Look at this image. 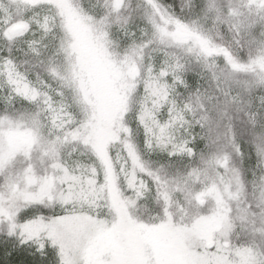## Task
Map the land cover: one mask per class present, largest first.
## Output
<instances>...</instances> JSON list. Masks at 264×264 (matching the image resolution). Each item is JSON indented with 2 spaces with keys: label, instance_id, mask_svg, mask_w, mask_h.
<instances>
[{
  "label": "snow or ice",
  "instance_id": "6c2138e0",
  "mask_svg": "<svg viewBox=\"0 0 264 264\" xmlns=\"http://www.w3.org/2000/svg\"><path fill=\"white\" fill-rule=\"evenodd\" d=\"M193 62L225 106L240 102L241 75L248 92L264 87V0H203L191 18L164 0H103L101 14L0 0V226L16 242L5 264H264V175L250 187L234 165L235 134L204 103L219 97L180 99ZM253 149L264 168V136Z\"/></svg>",
  "mask_w": 264,
  "mask_h": 264
},
{
  "label": "clouds",
  "instance_id": "9594fccd",
  "mask_svg": "<svg viewBox=\"0 0 264 264\" xmlns=\"http://www.w3.org/2000/svg\"><path fill=\"white\" fill-rule=\"evenodd\" d=\"M80 3L85 11L96 13L91 0H80ZM165 3L170 5L178 14L191 18L202 6L203 0H192L191 9L183 8L184 0H165ZM135 32V39L139 41L142 38V34L138 29H136ZM113 39L120 43L121 48H123L125 43L131 42L132 40L131 37L121 40V37L116 36L115 33H113ZM193 68L198 69L199 67L193 62ZM188 75H192V72L187 73V76ZM241 79H250V77L241 75ZM52 83L55 88V81ZM210 87L211 85H209L208 79L200 77L195 85L189 83L187 89L180 90V99L183 101L194 96L196 90L201 88L205 89L208 93ZM248 96L249 99L240 97V102L230 103L227 106H225L224 101L213 102L206 99L204 103L205 107L212 112L214 119L219 124V131L222 136L227 137L233 133L235 134L236 144L239 145L244 155L241 157L233 151V162L234 165L240 169L241 174L245 180L249 182V186L251 187L252 169L255 166L248 167L247 161L255 160L253 142L256 137L258 135L264 136V87L254 89ZM189 118L191 119V113H189ZM130 123L135 126L134 116L130 117ZM196 129L197 127L194 128L193 134L198 135L200 132H197ZM230 151H232V149H230ZM257 174L259 176L264 175V168L258 169Z\"/></svg>",
  "mask_w": 264,
  "mask_h": 264
},
{
  "label": "rangeland",
  "instance_id": "374dc122",
  "mask_svg": "<svg viewBox=\"0 0 264 264\" xmlns=\"http://www.w3.org/2000/svg\"><path fill=\"white\" fill-rule=\"evenodd\" d=\"M165 2V0H164ZM5 3H7V0H5ZM91 3L93 4L96 13L97 14H101L103 12V0H91ZM137 23H139V21H137ZM200 23L204 26V27H212L213 25V20L211 18H201ZM136 28L133 27L132 31L135 32ZM257 31H259V29H257ZM113 32L117 33L118 35H120L121 37H123V39H127L122 32H120L119 30L113 29ZM219 38L227 40L229 38V33L226 31L225 28H221L220 32H219ZM85 51L87 54H89L92 57L93 60V66H94V70L96 71L97 75L99 76V78L101 79V81H105L111 78L112 73L110 68L104 63L103 59L101 56H99L98 52L95 49H91L87 46V44L85 45ZM200 69H195L194 71H192V75H188L186 78L188 79V83H191L193 85L196 84L197 80L200 79ZM207 78V77H205ZM208 79V78H207ZM209 83V80H208ZM209 85H211L209 83ZM207 87V86H206ZM181 91L183 90V88L180 89ZM201 92H204L205 89L201 88L199 89ZM220 93L217 92L215 90L214 85H211L209 91H208V95L211 97H217ZM6 95L5 92L0 91V96ZM215 99H213L212 101H214ZM215 102V101H214ZM197 132H200L201 129L197 126ZM78 153L75 154V156L78 157ZM148 159H151L152 161H159V160H163L164 157L159 155V154H151L149 157H146ZM152 204L151 201L148 202V208L149 206ZM140 209H144L143 207H141ZM201 231H206L205 228H202ZM154 239L161 245L162 250L165 252H168L171 250L173 243L171 238L166 234V233H160L157 236L154 237ZM16 242L14 240H9L7 235L5 234V230H4V226H0V255L3 254L6 257H0V264H5L6 261H8V256L6 255V253L8 251H12L13 250V245ZM30 251V250H26Z\"/></svg>",
  "mask_w": 264,
  "mask_h": 264
},
{
  "label": "trees",
  "instance_id": "16d2710c",
  "mask_svg": "<svg viewBox=\"0 0 264 264\" xmlns=\"http://www.w3.org/2000/svg\"><path fill=\"white\" fill-rule=\"evenodd\" d=\"M115 33V32H113ZM116 36L118 37H121L120 35H118L117 33H115ZM121 40H124L123 37H121ZM119 43V42H118ZM252 92V91H251ZM251 92H248L247 91V85L244 83V79H241V83L236 85L234 90L232 91V96H240V97H244L246 99H249V96L248 94L251 93ZM217 97H219V102H223L224 101V96L220 93ZM254 99V98H253ZM215 102H217L216 100H214ZM213 101V102H214ZM258 102V101H257ZM202 144V142H201ZM255 166L252 170H253V175H252V180L256 179L257 177H259V175L257 174V170L258 168H256V160H251V161H247V166L248 167H252V166ZM181 170H183V166L182 165H178ZM172 171L174 172L175 171V168L172 169ZM150 210H152L153 212L157 211L158 210V206L155 205L154 203H152L149 208ZM140 215H146V209H139V213ZM25 255H27V252L25 250ZM17 255H19V253H17ZM0 257H6L4 256L3 254L0 255ZM10 259H16V257H12V258H8V261ZM29 259H33L32 257H29ZM35 259H38V256L35 258Z\"/></svg>",
  "mask_w": 264,
  "mask_h": 264
}]
</instances>
